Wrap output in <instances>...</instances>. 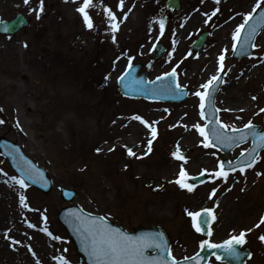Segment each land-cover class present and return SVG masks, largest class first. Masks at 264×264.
I'll list each match as a JSON object with an SVG mask.
<instances>
[{
  "label": "rangeland",
  "instance_id": "1",
  "mask_svg": "<svg viewBox=\"0 0 264 264\" xmlns=\"http://www.w3.org/2000/svg\"><path fill=\"white\" fill-rule=\"evenodd\" d=\"M81 2L44 0L38 18L39 0L27 4L0 0V21L17 13L29 20L15 34H0V136L18 143L52 180L46 193L30 186L22 189L11 180L17 175L0 155L4 182L0 183V231L7 233L0 247V264H62L63 259L85 264L56 218L58 210L68 204L127 230L159 225L167 232L176 258L192 254L204 238L194 230L187 212L211 207L215 219L209 238L218 241L251 229L245 232L243 245L251 251L245 264H264V240L260 239L264 235V149L244 172H231L227 179L217 177L219 162L233 160L249 142L221 153L201 144L203 137L193 128L203 123L199 97L193 93L216 73L222 51V73L227 74L215 99L220 120L228 128L249 120L264 126L260 111L264 108V43L260 42L264 29L250 56L231 57L232 33L244 22V15L256 12L264 0L255 11L257 0H181L180 8L171 12L165 0H122L123 6L121 0H102L119 22L115 42L105 30L102 8L88 9L94 29L81 23L82 15L76 11ZM160 19L164 20L163 35ZM201 31L207 34L204 45L193 51L190 44ZM157 42L166 50L149 61V49ZM129 56L132 63L143 65L149 79L176 67L178 83L188 90L186 99L170 103L122 97L116 79ZM66 72L72 74L70 81L77 90L91 96L78 105L80 111H56L63 92L60 86L49 85ZM242 99L249 104L234 107ZM77 102L81 101L75 100L72 106ZM137 115L142 119H135ZM88 121L91 126L82 125ZM152 127L157 130L152 150L142 155L152 139ZM177 145L184 159L171 155ZM128 148L136 155L129 156ZM181 166L187 173L185 183L192 184L188 176L200 172L206 173V182L194 184L191 191L181 188L175 182ZM60 186L76 191L71 202L60 198ZM212 189H216L214 194ZM20 192L28 208L20 205ZM259 222L260 226H254ZM45 227L51 236L43 231ZM207 264L219 263L210 259Z\"/></svg>",
  "mask_w": 264,
  "mask_h": 264
},
{
  "label": "snow or ice",
  "instance_id": "2",
  "mask_svg": "<svg viewBox=\"0 0 264 264\" xmlns=\"http://www.w3.org/2000/svg\"><path fill=\"white\" fill-rule=\"evenodd\" d=\"M217 3H219V0H216ZM25 3H29V0H25ZM123 6L122 0L121 5ZM260 6V0H257L256 6H254L253 11L256 10L257 7ZM97 8L103 9V13L105 15V22L108 25V27L105 29L106 31H110L112 33V39L115 42L116 35L115 33L118 31L119 28V22L117 21L116 14L107 7L106 4L102 2V0H82L79 7L76 9L77 12H79L83 17V22L85 26L88 29H94L96 25L93 22L92 16H90L88 9ZM44 10V0H39V5L36 10V15L39 18L41 13ZM131 11V9H129ZM128 15L127 12L124 13V17L126 18ZM252 16V12H248L244 15V22L237 25L235 31L232 33V48L236 49L237 47V41L240 38L241 30L245 28L247 21ZM260 20L261 22H264V12L260 14ZM207 23V21H205ZM160 34L163 35L164 32V20L160 19ZM252 32H255V27L252 28ZM248 41L246 40L245 43ZM155 47V45H153ZM252 47H256V45H252ZM224 51H227L226 49ZM119 59V57L117 58ZM220 61V66L217 69L216 73L212 75L205 83L200 85V88H198L193 94L197 97H199V108H200V116L206 117L205 107H206V100L210 94L211 87L220 81L221 73L224 69L223 61L225 59L224 52L222 51L218 57ZM128 67L125 69V72H127L132 67V57H128ZM226 75L227 73H223ZM123 76V74H122ZM177 76V68L173 67L171 71L165 72L162 74V76H158L157 80H161L163 77H171L175 78ZM119 79V78H118ZM149 83H152L151 81ZM186 86H181L179 83H176V88H182ZM203 89V90H201ZM184 94H187L186 92ZM261 112H264V108L260 109ZM137 120H141V116H135L134 117ZM0 123H3V121H0ZM144 123H148L147 121H144ZM212 124V131L209 133L206 131L207 125H201L200 123L194 124L193 128L199 131L200 135L203 137V139L200 141L201 144H203L205 147H208L209 145H212L213 147L215 144L213 143V140L211 137H215L217 140H219L221 143H225L227 146H231V143L238 141H243L247 136L252 135L257 137L256 140H254V147L249 149H243L241 151V156H243L246 152H251V155L246 161H237L235 164L233 161H220V171L216 172L217 177H224L227 179L228 172L225 171V168L229 171H236V168L239 167L240 172H244L246 168L253 166L256 161V152L257 147L260 146L261 143H264V132L256 133L255 132V126L253 125V122L249 120L242 129L240 128H232V132L239 133L238 136H228L227 133H224L221 129L222 128H228L229 126L227 124H224L223 121H220L219 118H215L212 121H210ZM216 125H220L217 127ZM248 129H252L251 132L247 131ZM157 135V130L155 127H152L151 130V137L152 139L148 140V148L147 152L143 153L142 155H147L148 152H151L152 148V141L155 139ZM111 150V149H110ZM97 151H100V149H97ZM127 153L129 156H135L136 153L133 152L131 148L127 149ZM171 155L173 157H178L180 159H184L183 156H180V149L179 145L176 146V149L171 152ZM215 155V154H214ZM127 167V165H125ZM38 171V170H37ZM207 171V170H205ZM25 172L31 176V171L28 169H25ZM259 175V173H257ZM180 179H177L175 182L181 187L186 188L189 191H191L195 185L194 184H188L185 183V179L187 178V173L184 170L183 166H181L180 172H179ZM11 180L14 181L16 184L20 185L22 189H25L28 187V184L25 183L24 179L22 177L18 176H12ZM156 187H161L160 185H157ZM216 192V189H212V194ZM212 194H210L209 198H212ZM19 203L24 208H28L29 205L26 202V197L23 194V192H20L19 194ZM71 212L72 210L69 209ZM187 211V210H186ZM202 213H207L209 215H212L213 209L211 207H205L200 209L197 212H191L188 211L187 214L192 218V226L196 229L197 232L202 231L201 223L207 224L208 220L205 217L202 221L198 220L199 217H201ZM43 216V214H42ZM46 221V217H43ZM212 219H215V216L212 215ZM96 220H99V223H96ZM261 222H264V216H261ZM74 223H77L80 228L83 229L85 233L84 237V243L86 246L90 248V255L94 256L96 258V264H178L176 257L172 256L171 250L166 248V241L163 240V233L160 234H146L144 236L140 237H132L127 235L126 233L122 232L120 229H114L111 228L109 225H107L106 220H103L99 217L86 221L82 216H77L74 214ZM259 226V225H256ZM31 227H35V225H31ZM44 232L48 233V235H52V233L49 231L47 227L43 229ZM251 231V229L247 230H241L238 235H232L228 239L224 240L220 244H213L207 240H201L200 245L201 247L207 245L209 248H221L223 249L224 253L227 254L229 257H237L240 256L242 253L237 250L235 245L239 244L242 245L245 243V232ZM7 235V233H5ZM209 235H211V229H209ZM56 239H61L59 236L55 237ZM261 240H264V235L260 236ZM17 244L20 243L19 240L16 241ZM156 248L161 250V252L167 250L168 256L171 257V259L164 258L163 255H161L159 258H150L145 254V249L149 248ZM215 255V253H213ZM251 255V253H249ZM217 259H220L219 256H217ZM62 264H69V261L67 259H63Z\"/></svg>",
  "mask_w": 264,
  "mask_h": 264
},
{
  "label": "water",
  "instance_id": "3",
  "mask_svg": "<svg viewBox=\"0 0 264 264\" xmlns=\"http://www.w3.org/2000/svg\"><path fill=\"white\" fill-rule=\"evenodd\" d=\"M167 6L171 9H177L180 6V3L178 0H167ZM260 16V12H258L254 18H252V23L253 20L255 19V22H258V18ZM250 22V20L246 23V26L244 28L243 34L241 36L240 42L238 43L235 53V56H243L245 54H248L252 50V42H253V37L256 35V33L259 31V29L264 25V22H258L257 28H255V32H252V28L254 27L253 24ZM27 25L26 19L21 15L17 14L12 20L8 22L2 21L0 23V28L4 29L1 30L3 32L7 33H14L17 31L20 27ZM206 33H202L199 38L193 43L192 47L193 49L197 50L199 49L205 39ZM248 41L245 43V41ZM163 50V46L160 44L157 45L155 48L152 50V58L159 55ZM141 66L139 64L132 66L127 72L123 73V76L119 78L118 84H119V90L125 94V95H145L148 97L152 98H160L163 100H181L183 99L186 94V90H180L176 88V82L174 78L171 77H163L161 80H156L154 83L148 84L146 82V76L145 73H140ZM220 81L222 82V75L220 77ZM221 82L215 83L211 89H210V94L206 100V107H205V112H206V125L207 128L206 130L211 133L212 131V124L210 121L213 119L217 118V111L214 107V97L215 94L218 90V87L220 86ZM219 127L220 125H216ZM255 126V132L256 133H261L264 132L262 128L259 126ZM224 133H227L228 136H238L239 133H234L232 130H226V128L221 129ZM247 131L251 132L252 129H248ZM213 140V143L215 146L220 148L222 151L226 152L230 150L234 145H236L239 142L242 141H236L231 143V146H227L225 143H221L219 140H217L214 136L211 137ZM251 139L252 144L249 148H253L254 145V140L257 139V137L249 135L247 136L243 141ZM264 147V143H261L259 147H257V153L259 152L260 149ZM0 149L9 157V159L12 161L13 159H16L17 164H16V170L18 173H22V169H28L31 171V176L27 175V173L24 172V178L26 180L30 179V182L33 183L34 185L38 186L39 188L43 189L44 191H48L50 188V180L47 178L45 171L37 167L31 160H28L23 157L24 155L20 152L18 146L6 141L5 138L0 137ZM17 152L21 153L18 157ZM12 155V156H11ZM251 155V152H246L243 156L238 158L236 161H234V164L239 160L241 162L246 161L249 156ZM227 161V160H225ZM38 170V171H37ZM22 175V174H21ZM195 182H201L203 180V177H195L193 178ZM74 191L67 190L64 188H61V195L64 199H72L74 196ZM69 209L72 211L70 212ZM74 214L77 216H82L86 221L88 220H93L97 218L98 216H91L88 214H85L82 212L80 209L72 206L68 207L66 209H62L58 217L64 223V225L67 227V230L71 234V236L74 239V243L77 245L78 251L82 252L87 259V262L89 264H96V258L92 255H90V248L85 245L84 243V237L85 233L82 228L79 227L77 223H74ZM101 218V217H99ZM103 219V218H101ZM104 220V219H103ZM99 220H96V223H99ZM107 222V221H106ZM107 225H109L111 228L114 229H120L122 232L126 233L129 236L132 237H140L144 236L146 234H160L163 233V240L166 241V248L168 249V240L167 236L163 232L162 229L159 227L155 226H150L147 228H141V227H136L134 231L132 232H127L123 229H121L119 226L111 224L107 222ZM205 225V224H204ZM209 222L205 225L208 227ZM204 226L201 228L203 229ZM203 231V230H202ZM205 231V230H204ZM207 231V228H206ZM206 231L204 233H206ZM237 250L241 252L242 254L237 257H229L227 256L226 253H224L223 249L221 248H209L208 246H203L201 247V250L192 258L186 261H179L178 264H204L210 255V253H215V256H219L220 260H224L226 264H242L244 258L248 256L247 251H243L239 249V245H235ZM148 251H151L152 254H148ZM145 254L150 257V258H159L161 255L164 256L166 259H171L168 256L167 250L161 252V250L156 249V248H149L145 249Z\"/></svg>",
  "mask_w": 264,
  "mask_h": 264
},
{
  "label": "bare ground",
  "instance_id": "4",
  "mask_svg": "<svg viewBox=\"0 0 264 264\" xmlns=\"http://www.w3.org/2000/svg\"><path fill=\"white\" fill-rule=\"evenodd\" d=\"M209 6L208 4L205 6V9H207ZM79 19L81 20V23L83 21V19L81 17H79ZM180 34L182 35L184 32V28L180 29ZM261 43H264V37L260 40ZM223 45V44H222ZM72 74L71 73H63L59 78H56V82L55 83H51L49 86H51V88H57L60 89V91L63 92V94L61 95V99L58 101V105L56 106V111L59 112H69L70 110H74L75 111H80V108L78 107V105L80 103H84L86 102L87 99H89L91 96H88V92L83 90H77V88L74 87V83L71 80ZM57 86H60V88H58ZM255 96V95H254ZM75 100H79L81 102H77L74 106H72L73 102ZM249 104V102H247L246 99H242V100H238L235 104L234 107H238V108H242V106H245ZM93 109V106L91 107V111ZM236 109V108H235ZM85 113H88L85 112ZM78 122L80 121V119L77 120ZM82 125L85 126H91L90 121L88 122H83ZM91 135L89 137H87L88 139H91ZM135 150V148H134ZM1 184H4L3 180H0ZM5 216V213L2 215V217ZM6 239L5 235L3 234V231H0V247L4 246L3 242Z\"/></svg>",
  "mask_w": 264,
  "mask_h": 264
}]
</instances>
